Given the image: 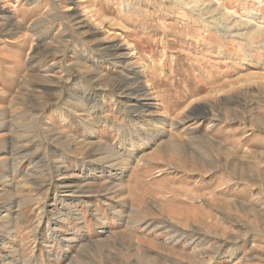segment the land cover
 I'll return each instance as SVG.
<instances>
[{
    "label": "rangeland",
    "instance_id": "1",
    "mask_svg": "<svg viewBox=\"0 0 264 264\" xmlns=\"http://www.w3.org/2000/svg\"><path fill=\"white\" fill-rule=\"evenodd\" d=\"M0 14V264H264V0Z\"/></svg>",
    "mask_w": 264,
    "mask_h": 264
},
{
    "label": "bare ground",
    "instance_id": "2",
    "mask_svg": "<svg viewBox=\"0 0 264 264\" xmlns=\"http://www.w3.org/2000/svg\"><path fill=\"white\" fill-rule=\"evenodd\" d=\"M71 1H73V0H71ZM3 9H4V8H3ZM0 15H2V14H0ZM117 55H118V54H117ZM117 55H116V56H117ZM119 55H120V54H119ZM119 55H118V56H119ZM125 55H126V54H125ZM116 56H115V57H116ZM118 56H117V57H118ZM115 60H116V59H115ZM119 63H120V62H119ZM123 63H124V62H123ZM133 85H134V86H133ZM131 86H133L132 88L141 91V90H143V88H146V87H147V83L145 82V80H143V79L140 78V80H139V79H136L135 82L131 84ZM128 90H129V89H128ZM130 93H132V92H130Z\"/></svg>",
    "mask_w": 264,
    "mask_h": 264
}]
</instances>
